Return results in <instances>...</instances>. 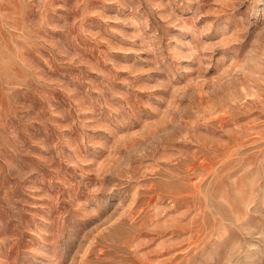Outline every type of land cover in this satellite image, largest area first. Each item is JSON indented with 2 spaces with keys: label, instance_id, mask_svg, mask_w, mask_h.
<instances>
[{
  "label": "rangeland",
  "instance_id": "1",
  "mask_svg": "<svg viewBox=\"0 0 264 264\" xmlns=\"http://www.w3.org/2000/svg\"><path fill=\"white\" fill-rule=\"evenodd\" d=\"M0 264H264V0H0Z\"/></svg>",
  "mask_w": 264,
  "mask_h": 264
}]
</instances>
